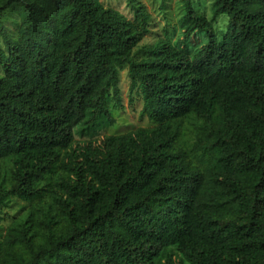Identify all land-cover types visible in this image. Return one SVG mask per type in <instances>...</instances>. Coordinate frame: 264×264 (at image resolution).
Masks as SVG:
<instances>
[{
	"label": "trees",
	"instance_id": "obj_1",
	"mask_svg": "<svg viewBox=\"0 0 264 264\" xmlns=\"http://www.w3.org/2000/svg\"><path fill=\"white\" fill-rule=\"evenodd\" d=\"M183 3L195 53L164 39L135 63L141 33L98 0H0L22 16L14 43L0 23V160L13 166L0 199L50 200L7 230L0 264H264V0H214L221 41ZM125 67L155 126L91 142ZM190 116L207 125L208 179L174 152L171 126Z\"/></svg>",
	"mask_w": 264,
	"mask_h": 264
},
{
	"label": "rangeland",
	"instance_id": "obj_2",
	"mask_svg": "<svg viewBox=\"0 0 264 264\" xmlns=\"http://www.w3.org/2000/svg\"><path fill=\"white\" fill-rule=\"evenodd\" d=\"M213 2L214 0H191V7L196 13H200L211 21L217 40L221 41L228 19L225 15L214 14ZM98 3L104 8L117 10L129 18L141 33V40L132 52V61L135 63L147 59L148 49L164 39L189 56L195 53L202 43L201 39L192 42L191 39H187L186 43H183V32H185L181 29L185 12L183 0H98ZM134 9H139L142 14L141 19L136 16ZM21 20L20 10L14 5L0 14V23L10 42H16ZM0 49L6 53L1 37ZM135 83L133 87L128 77L127 67L119 71L114 88H111L107 94V108L113 122L107 124L106 127L101 125L97 133L91 131L87 140L93 142L103 137L122 136L140 128L150 129L155 126L145 117H141L143 99L137 88L138 82ZM206 127L204 122L190 116L171 126V130L176 135L174 152L182 154L183 159L189 163L191 168L199 172L203 178L208 179L209 158L200 143L201 135ZM92 133L95 134L94 137L91 136ZM82 143L83 141L76 137L72 148L67 150V153L77 151ZM12 172L11 162L0 160V184L5 190L11 187ZM65 178V173L57 169L46 180L52 184H59ZM45 191L44 198L32 201L23 200L14 195L0 199V240L10 228L23 226L27 220L31 219L30 216L40 217L45 212L50 201L48 190ZM24 255L26 256L25 253Z\"/></svg>",
	"mask_w": 264,
	"mask_h": 264
}]
</instances>
